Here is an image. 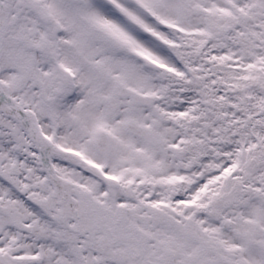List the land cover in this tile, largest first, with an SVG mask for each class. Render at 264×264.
<instances>
[{
  "label": "snow or ice",
  "instance_id": "6c2138e0",
  "mask_svg": "<svg viewBox=\"0 0 264 264\" xmlns=\"http://www.w3.org/2000/svg\"><path fill=\"white\" fill-rule=\"evenodd\" d=\"M0 264H264V0H0Z\"/></svg>",
  "mask_w": 264,
  "mask_h": 264
}]
</instances>
